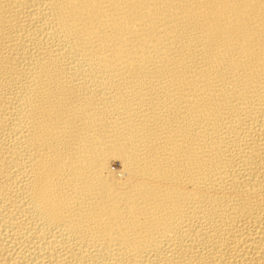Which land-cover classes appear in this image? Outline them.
Here are the masks:
<instances>
[{
	"label": "bare ground",
	"instance_id": "1",
	"mask_svg": "<svg viewBox=\"0 0 264 264\" xmlns=\"http://www.w3.org/2000/svg\"><path fill=\"white\" fill-rule=\"evenodd\" d=\"M0 264H264V0H0Z\"/></svg>",
	"mask_w": 264,
	"mask_h": 264
},
{
	"label": "rangeland",
	"instance_id": "2",
	"mask_svg": "<svg viewBox=\"0 0 264 264\" xmlns=\"http://www.w3.org/2000/svg\"><path fill=\"white\" fill-rule=\"evenodd\" d=\"M116 165H117V164H116ZM114 168L116 169V168H118V167L115 166ZM114 168H113V169H114ZM115 169H114V170H115Z\"/></svg>",
	"mask_w": 264,
	"mask_h": 264
}]
</instances>
